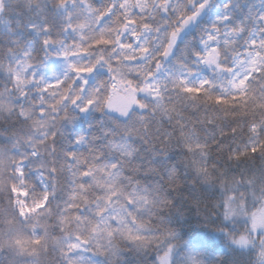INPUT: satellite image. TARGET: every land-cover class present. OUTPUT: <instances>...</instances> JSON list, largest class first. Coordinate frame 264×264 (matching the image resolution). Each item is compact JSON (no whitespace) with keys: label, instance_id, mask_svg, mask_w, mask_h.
Returning <instances> with one entry per match:
<instances>
[{"label":"trees","instance_id":"trees-1","mask_svg":"<svg viewBox=\"0 0 264 264\" xmlns=\"http://www.w3.org/2000/svg\"><path fill=\"white\" fill-rule=\"evenodd\" d=\"M87 2L101 11L116 6L97 20L81 0H68L66 9L58 8L57 0H0L6 24L0 25V264H67L69 258L79 264H153L162 247L154 238L166 232L175 234L172 243L183 253L181 264H190V257L199 264H264L259 233L247 232L245 216L225 220L221 187L242 193L249 214L264 207V148L256 154L245 151L264 142V0H210L183 27L167 57L160 55V47L168 43L173 29L181 27L179 7L187 6L184 16L194 11L188 0H169L167 12L164 0H140L146 4L143 10L137 0H127L125 8L120 7L124 0ZM45 24L48 32L43 31ZM102 30L112 43H95ZM210 32L221 37L220 68L197 58V53L204 55L202 41ZM224 37L230 38L229 43ZM45 38L54 43L45 48ZM136 38L149 48L147 74L204 79L211 82L206 91L185 93L178 81L168 83L159 103L150 91H139L145 86L140 73H129L119 56L120 46L131 45ZM252 58H257L259 72L243 94H233L236 74ZM26 59L31 65L24 78L28 83L18 90L8 69L15 71ZM75 61L78 67L96 64L95 70L70 71L71 80L56 98L54 89L43 90L60 63ZM131 88L137 89L135 95L145 108L131 105L124 114L108 107L117 98V106L123 105ZM77 95L81 99L73 103ZM92 97L96 102L81 112ZM22 111L30 118L25 119ZM252 125L256 133L250 130ZM81 136L83 142L76 143ZM68 153L87 163L77 164ZM112 164L118 167L113 169ZM21 165L25 169L20 184L16 169ZM89 168L103 187H88L92 178L79 175ZM19 185L27 192L24 201L30 209L46 195L49 199L47 207L38 208L29 221L16 207L12 189ZM112 190L118 195L110 204L99 199ZM130 196L137 199V206L144 199L150 201L151 212L138 211L128 203ZM70 203L78 207L69 208ZM98 204L107 206L103 217L96 215ZM116 214L123 220L109 219ZM97 223L99 230L92 233ZM107 225L125 233L131 230L149 242H132L119 233L108 237L103 231ZM242 234L252 243H233ZM70 243L80 247L69 251Z\"/></svg>","mask_w":264,"mask_h":264},{"label":"snow or ice","instance_id":"snow-or-ice-1","mask_svg":"<svg viewBox=\"0 0 264 264\" xmlns=\"http://www.w3.org/2000/svg\"><path fill=\"white\" fill-rule=\"evenodd\" d=\"M82 3L85 4V10L89 13L90 16H92L94 19H102L105 15H107L108 13H110L112 11L113 8H115V3L110 4L106 9H104L103 11L94 8L90 3L87 2V0H81ZM168 2L169 0H164V3L162 5L163 7V11L167 12L168 10ZM67 3L68 0H57V7L58 8H62V9H66L67 8ZM188 3L190 6H192L194 8V11L187 16H184V9L187 7L186 5H181L178 9V13L180 16L183 17L182 19V24L181 27L179 28H175L173 29L170 33H169V40L168 43L166 45H163V51L160 53V55L167 57L169 56L172 48L174 47V44L178 38V34L182 31L183 27L188 25L191 21L195 20L200 14L201 12L204 10L205 7H207L210 4V0H203L202 3L196 4L195 0H188ZM127 4V0H124V3L120 4L121 8H125ZM137 4L138 6L141 7V9L143 10L146 7V4H141L140 0H137ZM69 19L71 14H68ZM128 23H135L134 20H128ZM71 26V25H69ZM81 28L84 27L83 24L79 25ZM144 28L146 30L150 29V26L145 24ZM213 28L215 31H219V29L216 28L215 25H213ZM49 26L47 24L44 25L43 27V31L44 32H48ZM66 30V29H65ZM103 31L102 30V34L100 36L99 39H97L95 41L96 44H110L112 43L111 40L105 39L104 35H103ZM239 31H243V29H239ZM133 35H136V33H133ZM83 38V37H82ZM213 42H216L217 46H212ZM50 43H54V41H52L50 38H45L42 41V44L45 48H47V46ZM203 45L205 46V53L204 55H200L199 53H197V58L201 60V62L205 63V64H209V65H216L217 68L222 67V65L220 64V56L222 54L221 49L218 46V37L216 35H212V34H208L207 38L205 40L202 41ZM225 43H229L228 41H226ZM121 47H131V45H121ZM83 51H87V49H83ZM149 52V48L148 47H142L140 49V53L141 55H146ZM63 55L65 57H67L69 55V52L67 50H65L63 52ZM102 59V57H101ZM126 59H131V57H126ZM99 63V60L96 62ZM254 63V62H253ZM30 66V65H26L25 66V70L26 67ZM69 69L72 72L75 73H92L95 70L96 64H92L89 67H78L76 64H69L68 65ZM157 69L160 67V64L157 63L156 65ZM253 70H255V68H253ZM8 71L13 72L14 75V80L16 82L17 85V89L19 90L20 85H24L27 84L28 81L22 79L21 77V73L20 72H15L13 69L9 68ZM109 71H111V68H109ZM149 76L152 75L151 72L148 73ZM248 77L246 76L244 79L240 80L239 84H234L233 87L235 88H242L244 86H246V82H247ZM83 83L86 85L87 81H83ZM211 83L210 81H202L198 87H192L189 86L187 81L184 79H179L178 81V85H183V87L181 88V91L185 92V93H198L202 90H205L204 86L205 84ZM64 84V80H57L55 84H49L47 85V87H45L43 90L44 91H48L49 88H59L60 86H62ZM129 85H131V82H129ZM113 89L116 88V85L113 84L112 85ZM153 89V85L151 84H145V86L141 89H139V91H144V92H148L151 91ZM81 91H83V89H81ZM96 92L99 91V89H95ZM137 91V89L135 88H131V91L129 92L128 96L125 98V103L123 105L120 106H115L112 103L108 104V107L114 108L115 110L126 114L128 112V109L130 108L131 105H138L141 109L145 108L146 106L142 103H140V101L137 99L135 92ZM206 91V90H205ZM21 95H26V93H24L21 90ZM156 95L160 96V92L157 89L156 90ZM81 99V97L79 95H77L74 99H73V103H75L77 100ZM96 102L95 97L89 98L86 102L85 105L83 107H81L80 111L81 112H86L88 111V109ZM222 100L220 97H217V103H221ZM57 103H59V101H57ZM25 119H29L30 117L28 115H25L23 113V111L20 113ZM43 110H41V115H43ZM253 133L257 132V127L256 125H252L251 129H250ZM84 138L78 137L76 139V143H81L83 142ZM199 147V145H198ZM261 148H264V142H262L260 144V146H257L255 144H253L250 148H247L245 151H251V153L256 154L258 151H260ZM188 150L191 151V146H188ZM245 154V153H242ZM33 155H36L35 152H33ZM131 155V154H129ZM68 157L69 159H74L76 160L77 164H81V163H87V161H82L81 159L76 157L75 153H68ZM237 159L239 158L238 156L236 157ZM111 167L113 169H116L118 167V165L116 164H112ZM53 171H55L53 169ZM197 171H201V169H197ZM206 171V170H205ZM19 175L23 176V170H19ZM79 175L81 177H91V183L88 185V187H92V186H100L103 187V185L100 184L99 181L96 180V177L93 175V172L91 170V168L87 169V170H81L79 171ZM252 181H248V184L251 185ZM79 187L81 189L85 188V185L81 184L79 185ZM222 189H224L225 191V198L223 201V205H224V218L225 220H231L241 214H243L247 220V232L248 233H253V232H257L259 233L260 236V244L262 246V250H261V257L264 258V209H261L259 213H247L246 209H245V201L242 199V193H238L237 190L235 189H230L228 188L226 185H221ZM108 188L111 189L112 186L108 185ZM13 192H20V189H17L15 186H13ZM23 195H27V192H23ZM118 195V193L115 190L110 191L106 196L103 197H99V199H103L106 201V204H110L112 202V198L113 196ZM70 199H74V197H70ZM262 199H264V197H262ZM128 203H132L134 206H137V199L134 196H130L127 198ZM49 203V199L48 196L46 195L43 199V201L41 202L40 205L37 206V208H33L30 209L29 211H36L38 208H44L47 207ZM85 203H87V199L85 198ZM69 208H75L78 207V205L74 204V203H70L68 205ZM137 210L138 211H148L151 212V208H150V201H148L147 199H144V202L142 205L137 206ZM107 211V206H100L99 204L97 205V212L96 215L103 217L104 212ZM21 215H24L23 212H21ZM77 220H80L81 218L79 216H76ZM109 219H116L118 221H122L123 217L120 216L119 214L113 215L112 217H110ZM133 222H136V217H133ZM138 227L140 229H143L145 227V225L143 223H140L138 225ZM99 230V223H97L96 225H94L90 231L92 233H96ZM104 232H106L108 237H114L117 233L121 234V235H126V238L129 241L132 242H143V243H148V238L142 236V235H132L131 234V230H129L127 233L124 232L123 229L117 228V229H112L110 225H107L104 229ZM227 235V233H226ZM175 238V234L172 232H166L164 234H162L160 237H156L154 238V240L156 241V246L157 247H163V251L162 253L157 255V259H156V264H172L173 262V252H174V247L175 245L172 243V240ZM77 240H81L82 243H87V240H83L80 236H77ZM16 243L18 244L19 241H16ZM35 243L39 244L40 241L37 240L35 241ZM233 243L237 244V245H247L249 243H252V240L250 238V236L248 235H240L238 239H234ZM79 247L78 244L76 243H70L68 245V249L69 251L77 249ZM99 247V245H98ZM115 254V253H113ZM190 264H199V262L196 260L195 257H190ZM67 264H79V262H74L71 258H69L67 260Z\"/></svg>","mask_w":264,"mask_h":264},{"label":"rangeland","instance_id":"rangeland-1","mask_svg":"<svg viewBox=\"0 0 264 264\" xmlns=\"http://www.w3.org/2000/svg\"><path fill=\"white\" fill-rule=\"evenodd\" d=\"M0 25L3 28H5V26H6V24L3 22V19L1 18V13H0ZM210 34L216 35L218 37V42H219V39H221V37L219 36V34L217 32H210ZM91 38H92L91 35L87 34V41H90ZM229 39H230L229 37L223 38L224 42L228 41ZM139 43H141L140 46L136 47L135 45H139ZM144 43H145V41L143 39L136 38V39H134L133 43L131 44V47H121L120 46L119 56L121 57V61L124 62L125 66L127 67L129 73H131V74L132 73H135V74L140 73V76L142 78L141 80L143 83L145 82V84L153 85V89L150 91L151 98L155 99L157 101V103H159V99H160V96L162 93V89H163V86L165 84L174 83L176 81H179V79H184L187 81L189 86L198 87L202 81H206L204 79L193 81L190 78L183 76L182 74L172 75V74L162 73V74L155 76V77L149 76L146 73V70L148 67V63L150 61V58H149L150 55H149V53H147L146 55H141V53H140V49L142 47H144ZM124 45H126V44H124ZM218 45H219V43H218ZM212 46H217L216 42H213ZM160 48H163V47H160ZM204 48H205V46H204ZM126 57H131V59H126ZM69 64H78V61H75L74 63H69V62L60 63V65L56 69V74L50 75L49 78L47 79L46 86L49 84H55L57 80H64V83L65 82L68 83L71 80L69 78V72L71 71L68 67ZM26 65H30V63L27 61V59L24 62L20 63L19 67L15 71V72L21 73L22 79L27 74V72L31 70V65L27 66L26 70H25ZM253 68H255V70H253ZM257 72H259L258 60H257V58H252L250 61H247L244 64V66L242 67V70L240 69V71L236 74L233 85L239 84L240 80L244 79L246 76L248 77V79H247V82H248L250 80V78ZM247 82H246V84H247ZM206 85L207 84H205V86ZM61 87L62 86H60L59 88H52L55 91V94H54L55 98L60 93ZM157 89L160 92V96L156 95ZM245 89H246V86H244L242 88L233 87V94H236V95L243 94L245 92ZM117 99L115 100V103H114L115 106H117ZM21 169L23 170V176L19 175V170H21ZM24 169H25V165H21L20 167H17V169H16V178L20 184L22 183V179L24 177ZM17 189H20V192H14V195L17 198L16 207L19 210L20 214H21V212L24 213V215H21L22 219L24 221H29L31 218H33L35 213L38 212V209L36 211L30 212L29 211L30 208H28L26 206L25 201H24L26 198V195L22 194L25 191H23L21 189L20 185H19V187H17ZM261 209H264V207Z\"/></svg>","mask_w":264,"mask_h":264},{"label":"clouds","instance_id":"clouds-1","mask_svg":"<svg viewBox=\"0 0 264 264\" xmlns=\"http://www.w3.org/2000/svg\"><path fill=\"white\" fill-rule=\"evenodd\" d=\"M163 251V247H161L157 253L160 254ZM183 255V253L181 252V250L179 248L174 247V252H173V262L172 264H181V256ZM153 264H156V260L153 261Z\"/></svg>","mask_w":264,"mask_h":264}]
</instances>
